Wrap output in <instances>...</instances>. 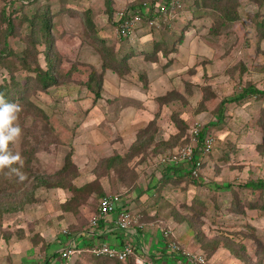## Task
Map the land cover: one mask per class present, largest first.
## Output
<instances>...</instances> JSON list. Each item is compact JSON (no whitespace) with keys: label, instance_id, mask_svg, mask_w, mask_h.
Listing matches in <instances>:
<instances>
[{"label":"rangeland","instance_id":"obj_1","mask_svg":"<svg viewBox=\"0 0 264 264\" xmlns=\"http://www.w3.org/2000/svg\"><path fill=\"white\" fill-rule=\"evenodd\" d=\"M7 1L11 0H0V19L11 20L14 34L0 43V51L3 43L10 50L9 55L0 54V84H11L13 79L18 87L13 102L21 108L17 123L22 136L9 149L23 158L22 167H13L27 178L20 181L15 174H7L9 169L0 170V264H44L43 258L55 252L51 247L45 257V243L57 249L81 232L94 213L100 192L132 197L129 211L137 214L141 210L145 232L160 231L154 236V250H161L167 239L180 252L202 258L204 264H264V192L238 187L264 180V99L229 102L221 113L217 111L222 100H230L248 85L264 90V40L255 51L252 22L258 21L264 6L234 0L238 21L213 36L207 32L212 18L192 19L187 3L173 16H161L154 22L141 18L133 36L120 42L112 22L131 11L130 7L142 10L152 0H111L110 19L102 0H21L13 6L15 13L10 14L11 7L5 6L1 16ZM61 1H65L62 9ZM45 9L50 17L52 14L50 54L52 48L60 59V76L56 74L47 88L33 74L35 64L47 67V44H37L41 42L38 36L33 42L26 27L33 14L44 15ZM85 9H90L96 36L105 47L119 56L135 57V62L132 57L128 61L129 71L121 81L105 71V89L101 86L97 98L81 84L89 67L98 71L101 64L99 42L92 40L82 22ZM145 40L148 42L141 44ZM151 43H161L160 48L175 46L176 52L143 61L142 53L151 51ZM70 68L71 73L67 72ZM140 73L145 74L144 89L140 88ZM134 90L146 92L140 98L142 106L127 96L136 94ZM167 94L173 95L171 101L159 106L157 98ZM195 127L202 132L205 145V140L210 141L203 152L191 132ZM132 147L141 152L129 158ZM187 147L201 159L198 177L192 180L181 174L180 179L157 181L164 167L161 158ZM66 155L76 169L70 183L76 187L89 183L91 187L82 204L71 191L41 185L40 178L55 175ZM116 155L121 157L119 162L106 169L104 161ZM223 183L232 185L231 189L212 186ZM64 207L73 210L63 212ZM163 232L168 233L165 240ZM86 245L82 237L76 240L77 247ZM175 259L166 262L185 263L181 255ZM58 263L55 259L52 264ZM71 264L118 262L83 252Z\"/></svg>","mask_w":264,"mask_h":264},{"label":"trees","instance_id":"obj_2","mask_svg":"<svg viewBox=\"0 0 264 264\" xmlns=\"http://www.w3.org/2000/svg\"><path fill=\"white\" fill-rule=\"evenodd\" d=\"M21 0H11V1H7V3L3 6V8L1 9V16L4 15V7L5 6H10V14L15 13V10L13 8L15 2H18ZM254 4H256V6H264V0H251ZM65 2V1H64ZM64 2L63 4L62 1L59 2V6L62 9L64 6ZM103 5H104V12L107 15L108 19L111 18V14H112V5H111V0H102ZM190 2V4H189ZM189 2H181L182 6L183 5H187V9L189 10L192 19L193 18H212V23L210 25V27L208 28V34L216 36L219 35L221 33V30L229 25L230 23H235L236 21H238L237 15H236V11H235V7H236V3L234 0H190ZM152 2L150 3V9H149V14L148 15H144V13L142 12V10H134V7H130L131 11L133 12L132 14H138L140 16V18L144 19V20H148V21H152L154 22L156 18L161 17V14L159 13H155L152 10ZM147 6V5H146ZM45 14H33L32 18H30L29 20H27V29L29 30V34L33 37V42L36 43L37 40H35V37H39L41 39V42H37V44H47V46L45 47V62H46V68L45 69H41L40 67L37 66V62L35 59V62L37 64L34 65V69H33V74L37 83H39L43 88H47L49 87V85L53 84L54 80H55V75L58 73L57 67L60 66L59 62L60 59L57 57V54L55 52H52L53 49L51 48V54H50V44L52 43V37L50 36L49 32L51 29V22H50V18L51 17L48 15V11L47 9H45ZM84 16H83V24L84 27L89 30L92 33V40L94 41H98V45H97V50L98 53H100V59H101V64L99 67V70L97 71L94 68L89 67V73L87 75V79L82 82L81 84L85 87V89L87 91H89L91 94H93L94 98H97L99 96V91L100 88L102 86V81H103V75L104 72L106 70H110L111 72H114L118 77H122L124 76L128 71H129V67L127 65V61L133 57L130 55H124V56H119L117 54H115L113 52V50H111L108 47L104 46V41L102 39H99L96 36L97 33V29L94 27L93 22L91 21L89 14H90V9H85L84 11ZM25 20V19H23ZM158 21H161V19H158ZM253 22V27L255 28V38H256V46H255V51H258L259 49V43L264 40V13H258V21L256 20H252ZM1 24H3V26H1ZM119 21L118 22H112V25L114 28L118 27ZM165 25L162 27L164 29ZM166 28V27H165ZM13 26L11 24V20H8V17L3 16L0 19V43L1 42H5V40L14 34L13 32ZM118 37V41L120 42H125L127 39H123ZM177 41H179L181 39V33L176 37ZM162 43V42H161ZM160 43V44H161ZM159 43H156L154 45V43L152 44V48L151 51L149 53H143L144 55V60H150V61H154L156 58V54L159 51H164L162 52V54L164 56L168 55L170 52L175 50V47H162L160 48ZM174 44H176V41L174 42ZM4 53L6 55H9L10 50L5 48V45L3 43V49L0 51V54ZM103 53V54H102ZM99 55V54H98ZM50 56L53 58V60L50 61ZM47 58V59H46ZM28 63V62H27ZM20 64L22 66H24L25 68H27L26 63L24 61V59L20 58ZM264 71V66L262 67V69ZM260 70V71H261ZM69 73H71V68L69 69V71H67ZM58 76H60L59 74H57ZM141 80L143 81L142 87L146 86V82H145V75L142 74L140 76ZM11 84L9 83H1L0 84V94H2L4 96V98L7 101L13 102V96L16 92V89L18 88L15 85V82H13V79H11ZM172 94H167L166 96H162L157 98V103L159 105H165L167 104L169 101H171L172 98ZM249 98H251L253 101L254 100H258V99H264V90H259L257 88H255L252 85H248L242 89H240V91L236 94V96L232 97L230 100H222L219 105H218V113L222 112V108L223 105L227 104V103H243L247 100H249ZM176 115V114H175ZM174 116V115H173ZM175 117V116H174ZM176 118V117H175ZM173 119V118H172ZM173 121H177V119H174ZM152 122V121H151ZM197 140L200 143V146L203 147V137H202V132H200L199 130H197V134H196ZM132 146H135L134 144ZM131 154L128 155L129 158H132L136 155H138L141 151L138 150L135 147H132L130 149ZM129 151V152H130ZM129 154V153H128ZM192 159H191V165L192 168L195 167L196 162H198L199 166L201 163V159H196L195 158V154L196 151H193L192 153ZM121 159V157H119L118 155L116 156H112L108 159H106L104 161V166L106 169H112L114 168L113 166V162L117 161L119 162V160ZM193 171L195 172V175H193ZM198 168H194V169H189L187 168L186 170H184V168H178L175 166H170V165H165L162 170H161V175L159 176V178H157V181H160L161 179H164V181H169L171 178H181V174H184L185 176L189 177L190 179H195L198 177L197 174ZM76 176V169L73 165V163L70 161V157L68 155L65 156L64 160H63V164L61 166V168L55 173V175H53L51 178H40V181H42L41 185L46 187V188H53V189H66L68 191H71V193L74 194V196L79 195V200L82 204V202L84 201L85 197L91 192V187L90 184H84L80 187H76L74 185H72L70 183V181H72ZM62 181H66V183H63ZM213 188L216 190H229L231 189L230 184L228 183H223L221 185H212ZM239 188H243V189H247L250 190L252 192L254 191H258L260 193L264 192V180L258 179L256 181H248L245 182L242 185L238 186ZM108 195H112V194H103V193H98L97 194V202L95 205V209H94V213L96 212V208L98 205V202L101 198L108 196ZM119 195V194H118ZM123 196V195H122ZM75 200L78 199V197H74ZM66 205V201L63 204V206ZM72 208H66L64 207L63 212H70ZM73 210V209H72ZM137 214H140L139 216L141 217V210L137 211ZM141 221V218H140ZM88 231V223L87 225L84 227V229L79 232L80 235H83L84 233H86ZM166 235H168V233H166ZM167 238V236H166ZM162 239H164V237H162ZM167 242V239L165 240ZM47 246V245H46ZM45 246V247H46ZM214 248L211 249V247L209 248V252H212L215 247L216 244L213 246ZM47 251V250H46ZM163 251H160V255L164 254V255H168V256H172L175 258L177 256V254H166V253H162ZM51 254V253H50ZM58 255V253H52L51 254V258H55ZM78 256V255H76ZM91 257L95 258V259H106L103 257H95L93 255H90ZM173 258V259H174ZM108 260V259H106ZM114 261V260H112ZM175 261V259H174ZM44 262H47L46 260H44ZM116 262V261H115ZM119 264V262H118Z\"/></svg>","mask_w":264,"mask_h":264},{"label":"built area","instance_id":"obj_3","mask_svg":"<svg viewBox=\"0 0 264 264\" xmlns=\"http://www.w3.org/2000/svg\"><path fill=\"white\" fill-rule=\"evenodd\" d=\"M189 2L190 0H152V10L155 13L161 14V16H173L178 13L181 8V2ZM149 5H143L144 15L149 14ZM129 11L125 14H120L115 22L119 21L118 27L114 28L117 36L123 39H130L134 34V29L141 19L138 14H132ZM192 134L196 136L197 129L192 128ZM206 144L203 142V150H207L210 145L209 140H205ZM193 151L187 147L182 148L180 151L175 153L176 155L171 156L166 159L160 160L161 164L175 166L178 168H198L199 164L196 162L194 168L191 165V159ZM193 175L195 172L193 171ZM112 215L115 217L112 219ZM109 220V221H108ZM110 223L115 230L120 235V240L117 241L115 245H110L106 241H96L97 234L94 233L96 227L100 224ZM89 228L92 231H89ZM144 227L140 221V216L133 211H129L127 199L118 194H112L101 198L98 202L96 212L88 221V231L89 239L93 241L91 244L77 247L74 237L72 239H67V241L60 247L58 251L57 261L59 264H71L72 259L79 255L80 253H87L88 255H93L95 257H103L108 260H114L119 263H127L132 261L133 264H156V261L160 258V252L158 257L156 254L149 252L143 247L135 248V238L139 232H143ZM87 231V232H88ZM164 239H166V232L162 233ZM96 241V242H94ZM164 247L161 249L166 254H177L185 257L184 264H204V260L189 252H180V250L174 245V243H164ZM182 264V263H176Z\"/></svg>","mask_w":264,"mask_h":264},{"label":"crops","instance_id":"obj_4","mask_svg":"<svg viewBox=\"0 0 264 264\" xmlns=\"http://www.w3.org/2000/svg\"><path fill=\"white\" fill-rule=\"evenodd\" d=\"M143 37V36H142ZM144 38V37H143ZM148 42V40H145V41H142V43L141 44H145V43H147ZM153 43H151V45H150V47H152L153 45H152ZM175 47V46H174ZM176 52V48H175V50L174 51H172V52H170L168 55H170L171 53H175ZM162 52L161 51H159V52H157V54H161ZM157 54H156V57H157ZM142 55H143V53H142ZM133 59H132V61L131 62H135L134 61V56L132 57ZM143 58H144V55H143ZM158 58V57H157ZM130 60V59H129ZM128 60V61H129ZM143 61H144V59H142ZM128 61H127V65H128V67L130 68V65L128 64ZM108 71H110V70H108ZM105 73V72H104ZM110 73H112V74H115L114 72H111L110 71ZM141 75L142 74H144V73H140ZM106 74H104L103 75V81H102V87L105 89V87H104V84H105V78H106V76H105ZM145 75V74H144ZM121 78H123V76L121 77ZM119 80L121 81V79H120V77H119ZM140 88H142V89H144V88H146V86L145 87H140ZM115 90V89H114ZM135 92H136V94H134V92L133 93H131V95H127V96H129V98L130 99H132V100H134L135 102H136V104L137 105H139V104H141V106H142V103H141V96H143V94L144 93H146V92H140L139 90H134ZM161 96V95H160ZM164 96H166V95H164ZM159 105V104H158ZM166 105V104H165ZM159 106H162V105H159ZM136 108H138V107H136ZM138 114H139V112L137 113H134V117L135 118H137L138 117ZM129 198H132L131 196L130 197H128V199H127V201H128V205H129ZM130 202H131V200H130ZM115 216L114 215H112V219L114 218ZM89 221V220H88ZM109 221V220H108ZM88 223V222H87ZM145 229V228H144ZM147 230V229H146ZM160 233V231L159 230H154V232H152L151 230L149 231H146L145 232V230H143V232H139L138 233V235L136 236V238H135V241H134V244H135V248H139V247H143L145 250H146V247H147V250H149V252H151L152 253V255L153 254H156L157 256L156 257H158V253L161 251L160 249H153V245H154V243H155V240H156V238L154 237L157 233ZM89 231L88 232H86V233H84L83 235H80L79 233L78 234H75V235H73V236H70V237H68L67 239H72L73 237H74V239H75V243H76V240L78 239V238H80V237H82L84 240H87V243H88V245L89 244H91L93 241H91L90 239H89ZM94 233H96L97 234V238L98 239H96V241H106V242H108L110 245H115V244H117L116 242L117 241H119L120 240V234L119 233H117L115 230H113V227H112V225L110 224V223H107V224H100L98 227H96L95 228V230H94ZM153 233H154V235H153ZM148 234H150L151 236H148ZM65 239V238H64ZM67 239L65 240V241H67ZM65 241L62 243V245L65 243ZM96 241H94V242H96ZM47 246L46 247H44V249H42V251H44V253H42L43 255H45V257H46V250H50L51 249V247H54V249H55V252H51V254L52 253H58V251H59V249H60V247L62 246H59L57 249L55 248V246H53V245H49L48 243H45ZM163 253V252H162ZM51 254H48V257H47V259H49V260H51L52 262H51V264L53 263V262H55V259H57V257L58 256H56L55 258H51ZM159 254H161V253H159ZM160 256V258L158 259V260H160L161 261V264H167V259H170V260H174L175 258L173 257V255L172 256H166V255H164V254H162V255H159ZM172 258H174V259H172ZM46 258H43V261L44 260H46V261H49V260H47ZM176 260V259H175ZM46 262H44V264H45ZM59 264V263H58Z\"/></svg>","mask_w":264,"mask_h":264},{"label":"clouds","instance_id":"obj_5","mask_svg":"<svg viewBox=\"0 0 264 264\" xmlns=\"http://www.w3.org/2000/svg\"><path fill=\"white\" fill-rule=\"evenodd\" d=\"M21 108L18 103L7 101L0 94V170L9 169L7 174H15L20 181L25 180L26 174L15 164L23 166V158L19 153H13L9 149L10 143H18L22 136V129L17 123Z\"/></svg>","mask_w":264,"mask_h":264}]
</instances>
